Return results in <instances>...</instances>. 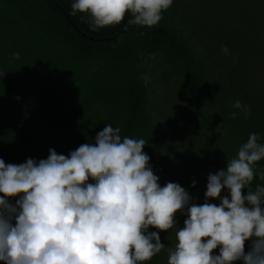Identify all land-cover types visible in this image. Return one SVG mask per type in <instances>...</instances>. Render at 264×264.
I'll return each mask as SVG.
<instances>
[{"label":"trees","instance_id":"16d2710c","mask_svg":"<svg viewBox=\"0 0 264 264\" xmlns=\"http://www.w3.org/2000/svg\"><path fill=\"white\" fill-rule=\"evenodd\" d=\"M73 2L0 0V159L68 156L111 124L146 141L161 187L177 183L203 204L209 174L251 133L264 143L263 45L237 18L247 6L226 18L212 12L214 0H173L153 28L128 24L129 14L93 31L90 17L70 14ZM186 218L176 214V229ZM174 230L159 232L165 249L145 264H167Z\"/></svg>","mask_w":264,"mask_h":264},{"label":"clouds","instance_id":"9594fccd","mask_svg":"<svg viewBox=\"0 0 264 264\" xmlns=\"http://www.w3.org/2000/svg\"><path fill=\"white\" fill-rule=\"evenodd\" d=\"M172 4L74 0L70 14L90 17L93 31L119 25L129 14L128 24L153 28ZM221 51L229 54L227 46ZM232 106L246 115L251 110L239 100ZM259 141L251 133L226 169L209 174L203 204L177 183L161 187L146 141L122 137L111 124L68 156L50 149L40 161L6 165L0 159V262L145 264L165 249L159 232L175 229L167 264H264V185L252 187L257 176L264 180ZM178 212L187 218L176 229Z\"/></svg>","mask_w":264,"mask_h":264},{"label":"rangeland","instance_id":"374dc122","mask_svg":"<svg viewBox=\"0 0 264 264\" xmlns=\"http://www.w3.org/2000/svg\"><path fill=\"white\" fill-rule=\"evenodd\" d=\"M243 4L247 8L244 13L242 10L238 13L237 18H241V20L239 19L240 25H242L244 30H248L252 34L254 40L256 39L259 43L262 42L264 52V0H214L212 12H218L221 16L225 15L226 18H230L235 13V6L239 7ZM256 89L264 93V79L262 83L256 86ZM217 201L220 204V201ZM173 237L171 248H174L177 243L175 230L173 231ZM245 247L246 251L249 250L247 245ZM213 254L218 255L219 249L215 250Z\"/></svg>","mask_w":264,"mask_h":264}]
</instances>
